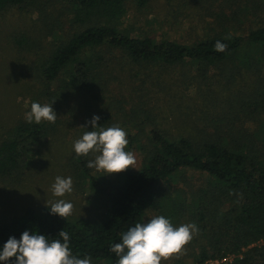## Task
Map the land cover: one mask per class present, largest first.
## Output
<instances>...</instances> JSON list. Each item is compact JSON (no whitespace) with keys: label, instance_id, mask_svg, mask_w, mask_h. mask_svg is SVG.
Masks as SVG:
<instances>
[{"label":"trees","instance_id":"obj_1","mask_svg":"<svg viewBox=\"0 0 264 264\" xmlns=\"http://www.w3.org/2000/svg\"><path fill=\"white\" fill-rule=\"evenodd\" d=\"M57 1L71 24L69 30L65 26L60 28L61 38L53 45L50 42L49 50L44 52L41 73L46 95L57 99V104L52 106L54 110L71 102L74 115L91 119L97 115L95 100L103 97L109 85V64L105 54L99 52L104 49L118 51L139 65H176L190 61L208 68L240 59L239 67L253 70L257 76L251 89L253 103L246 117L263 120L264 26L245 36L216 33L187 45L129 34L122 28L127 0ZM134 1L145 6L149 0ZM15 5L36 8L40 13L46 9L43 0H0V11ZM216 41L226 44V50L217 52ZM122 101L126 103L127 99L123 96L122 100L114 99L112 106L118 107ZM241 108L246 110L242 102ZM101 115L98 114V124L104 119ZM149 120L146 114L133 124L137 131L127 133L125 150H137L141 159L137 169L128 168L101 185L86 169L82 170L83 179L89 177L102 195L101 208L93 216L64 219L51 214L48 206L30 208L0 221V251L10 237L19 239L25 230L45 235L49 241L63 242L58 235L63 229L69 234L73 255L89 256L91 264H116L118 257L109 250L110 246L121 242L122 235L136 223H145L147 211L153 208L159 209L173 226L184 220L198 228L193 236L195 244H190L198 246L199 254L190 259L180 258L172 264L202 263L229 254L235 255L229 264H264V140L258 138L259 132H251L243 125L238 127L229 120L227 130L203 129L200 137L198 133L175 135L162 128L145 129L144 123ZM54 129L55 123L46 120L21 121L14 137L0 145V177L25 170L30 145L39 143ZM82 156L74 157L87 165ZM183 170L201 172L208 179L205 186L190 192V200L182 197L183 189L170 184ZM186 211L189 213L185 214ZM7 263L11 264V260Z\"/></svg>","mask_w":264,"mask_h":264},{"label":"rangeland","instance_id":"obj_2","mask_svg":"<svg viewBox=\"0 0 264 264\" xmlns=\"http://www.w3.org/2000/svg\"><path fill=\"white\" fill-rule=\"evenodd\" d=\"M43 2L46 9L42 13L36 8L30 10L16 5L0 11V145L12 139L17 125L26 121L25 113L30 111L32 102L57 104L55 97L46 95L41 73L44 52L49 50L50 42L53 45L61 38L60 28L65 26L69 30L71 23L60 11L59 1ZM126 4L122 28L132 36L157 41L167 39L192 45L216 33L245 36L264 26V0H149L145 6L127 0ZM99 52L105 54L109 64V85L103 97L95 100L96 114H102L105 119L98 127L119 125L126 133L135 132L137 128L133 124L147 114L150 120L144 123L145 129L162 128L175 135L198 133L200 137L203 129L214 131L222 127L227 130L229 120H233L238 127L243 125L251 132L258 131V138L264 140V118L260 121L246 117L253 103L251 89L257 76L253 70L239 67L240 59L208 68L190 61L176 65H139L118 51L102 49ZM122 96L127 99L126 103L122 101L118 107H113V100H122ZM241 102L246 110H241ZM121 105L124 106L119 110ZM73 107L74 104L67 102L62 109L54 110L56 129L39 143L30 145L25 170L0 177V221L30 208L40 209L57 199L73 204L69 216L72 219L93 216L101 208L102 195L89 177L83 179L82 170L86 169L100 185L119 177L122 172L105 174L88 168L74 157L77 154L73 142L92 126L91 118L74 115ZM131 152L138 168L141 163L138 151ZM96 155L90 152L82 157L88 163ZM57 176L72 178L70 194L59 198L53 195L51 185ZM207 180V175L201 172L183 170L170 184L183 189L182 197L190 200V192L205 186ZM158 215H162L159 209L150 208L145 222ZM182 224L188 222L183 220L175 226ZM191 242L195 244L194 238L185 245L182 254L162 259L161 264H172L180 258L190 259L199 254L198 246L194 247ZM1 264L9 263L2 261Z\"/></svg>","mask_w":264,"mask_h":264},{"label":"clouds","instance_id":"obj_3","mask_svg":"<svg viewBox=\"0 0 264 264\" xmlns=\"http://www.w3.org/2000/svg\"><path fill=\"white\" fill-rule=\"evenodd\" d=\"M226 44L216 41L214 49L217 52L226 50ZM57 114L52 104L41 105L32 102L29 112L25 113L28 123L42 120L55 123ZM100 117L93 115L89 121L91 131H86L73 142L75 153L87 156L90 152L97 153L94 160H89L88 168H95L105 174L119 173L129 167L137 168L136 157L126 151L128 145L127 133L119 125L103 128L98 127ZM55 197H64L73 191L71 177H55L51 185ZM51 214L64 219L73 212V204L64 199H57L50 204ZM198 228L194 223L173 226L163 215L153 216L145 223H136L122 235V240L110 246V251L118 257L116 264H161L173 254H182V250L192 239ZM63 238L49 239L42 234L25 230L19 239L10 237L0 251V261L11 264H91V258H79L72 254L69 246V234L63 229L58 233Z\"/></svg>","mask_w":264,"mask_h":264},{"label":"built area","instance_id":"obj_4","mask_svg":"<svg viewBox=\"0 0 264 264\" xmlns=\"http://www.w3.org/2000/svg\"><path fill=\"white\" fill-rule=\"evenodd\" d=\"M234 259H235V255L229 254L221 258L208 259L198 264H229V263H232Z\"/></svg>","mask_w":264,"mask_h":264}]
</instances>
